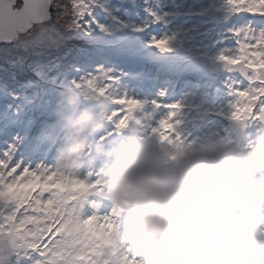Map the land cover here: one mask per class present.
Listing matches in <instances>:
<instances>
[{"label": "clouds", "instance_id": "9594fccd", "mask_svg": "<svg viewBox=\"0 0 264 264\" xmlns=\"http://www.w3.org/2000/svg\"><path fill=\"white\" fill-rule=\"evenodd\" d=\"M82 136L95 123L79 118ZM262 135L177 147L133 126L111 152L104 194L129 216L118 243L140 264H264ZM85 140L71 152L77 170Z\"/></svg>", "mask_w": 264, "mask_h": 264}, {"label": "snow or ice", "instance_id": "6c2138e0", "mask_svg": "<svg viewBox=\"0 0 264 264\" xmlns=\"http://www.w3.org/2000/svg\"><path fill=\"white\" fill-rule=\"evenodd\" d=\"M55 3L56 0H0V40L11 42L13 37L26 32L33 23L46 18L49 6ZM225 3L232 12L247 11L264 16V0H225ZM87 5L88 0H70L69 11L63 19L79 25V17L86 14ZM235 31L238 47L233 52H221L217 59L226 67L238 69L247 86L233 89L235 99L230 102L228 117L240 122L242 127L256 120L264 126V29L256 32L246 26ZM170 39L153 37L151 44L168 51ZM102 75L109 81L116 79L107 73ZM98 81V76H90L73 83L89 94L104 96L111 85ZM112 99L127 109L116 120V129L128 127L130 114L142 102L126 94ZM153 103L159 107L156 101ZM167 107L170 110L151 128L150 135L176 143L182 137L176 130L180 121L173 118L181 105ZM88 189L96 197H106L101 174L89 183L87 178L81 179L76 173L58 168L30 170L22 168L6 152L5 158L0 159V244L10 247L17 256L22 248L36 250L42 259L35 264H140L129 254L130 249L116 240L117 217L123 212L122 206L113 205L104 214L99 210V201L93 200L90 202L92 214L82 216Z\"/></svg>", "mask_w": 264, "mask_h": 264}, {"label": "rangeland", "instance_id": "374dc122", "mask_svg": "<svg viewBox=\"0 0 264 264\" xmlns=\"http://www.w3.org/2000/svg\"><path fill=\"white\" fill-rule=\"evenodd\" d=\"M194 2L197 6L200 5L201 7L194 8L192 6H186L184 0H174L171 3L169 10L163 12L161 17L158 16V18L155 19L154 24L147 25L146 30L147 28L157 30V26H160L161 36H159L158 38L165 36L171 38L169 42L170 50L161 51L159 48L153 46L150 43L152 52L157 56H161L162 59L168 61L169 65L175 69L181 71H183V69H186L199 74V78H196V84L194 85L196 89H199L200 87H197L198 84L201 86L203 83H207L208 86H211L215 83L216 80L213 81L212 78L209 77L210 74L213 78H216V76H218L216 63L214 61L219 62V60L217 59L219 53H213L215 49L210 51L209 42L212 40V34L221 29L222 25L219 23L220 11L229 9V6L225 3V0H195ZM57 5L61 6L63 10L56 6V18L54 19L52 16L50 19L43 21L45 23H48L47 26L42 28L38 23H34V27L32 28V30L29 29L30 31L27 34L26 32H22L24 36L26 34V37L23 36L19 43H0V45H10L11 47H13L12 52L14 53L11 55L9 60L6 59L5 54H0V72L5 71L7 72V75H9L10 72H14L15 74L18 73L19 75H23V73H26L27 76H30V74H32L31 81H33L34 83L40 82L43 77L44 67L39 65V63L42 61V58L44 59L52 54L49 51H45L42 58H40V55L36 54L42 52L40 48L42 46H45L47 48L52 45L51 39L54 33L64 34L65 36L69 37L68 40H70V38L77 40L80 39L83 18L87 17L88 21L96 20L99 17V11L102 6L101 0H88V5L86 6V14L79 17L80 24L74 26L71 21H66L63 19L65 14L69 11L70 0H57ZM107 6L109 9V3ZM195 11H198L200 15L194 13ZM241 12L246 15V21H242L240 23V26H250L252 28L254 24H251L250 21L248 22L247 19L249 17L258 16L257 20L259 21V23L255 24L258 25L257 32L261 29H264V16H261L259 14H252L247 11H240V13ZM72 15L73 18L76 19V15L74 12L72 13ZM143 15L146 16L147 11H144ZM128 25L132 28L129 23ZM140 31L144 33L145 30L140 29ZM21 36L22 35H20V37ZM237 37L238 36L236 35V37L232 39L233 42H236ZM58 45L62 47H68L73 46L74 43L66 45V43L64 42H58ZM94 66H96V63L92 62L91 68H93ZM89 69L90 68H87V70ZM213 69H215L216 71L211 73ZM201 75L206 76L204 78H200ZM235 81L236 80L233 78L232 82ZM5 82L6 81L3 75H0V87H4V89L1 90V93L8 94L11 92L12 94H16L15 85L8 89ZM20 82L21 79L18 80V87H21ZM237 87L246 86H244V83L238 82ZM207 92L208 90L205 93ZM231 95L234 96L233 92ZM159 101L161 102V100ZM46 103L49 107V105L51 106L52 101L47 100ZM177 103L181 105L179 96L175 97L170 103H168V105ZM194 103L200 106V98L197 99ZM4 104L5 110L11 112V109H9V104L6 103V100H4L0 105V110H3ZM204 105H206V103H204ZM216 105L217 104H211L209 106V115L206 121V124H208V126L212 128L214 135L210 138H207V136L210 135V131L207 130L206 127H203L200 132L204 133L205 137L200 143L218 139V134H221V125L227 121V119H224L225 115L219 114L220 118L214 122H211V116L217 114V111H214L212 109V107ZM177 112H182V105ZM30 114L31 113H29L28 111H24V109H21L16 116L12 115L10 117V121H8V123L5 122V119L2 121L3 124H0V130H2L3 128L5 129L7 125L12 126L15 130L12 131V136L1 139L0 152H10L12 160L14 162L20 163L22 168H28L30 170H38L42 168H58L62 171L76 173L77 176L81 179L87 178V182L89 183L97 178L98 172L95 169L88 168L85 171V167L81 168V166H79L75 171L68 170L71 166V154L68 151L67 145L63 146L61 153L60 150H50V152H48V155L50 154L49 157L44 158V156L46 155V147L44 145H40V143H42V141H44V138L48 136L46 131L49 129L33 126V122L30 119V125L33 129L28 130L30 126H28V129L22 128L25 126L23 117L27 119ZM165 115L166 114L161 111L159 112L157 109L156 114L152 120V127H154L157 124L158 120ZM181 117V114H177L173 119L181 120ZM29 121H25V123L29 124ZM46 123L47 121L45 122V124ZM238 125L239 127H241V130L237 132L235 136L234 131H231L229 133L233 144L238 143L242 138H255L262 135L259 130L260 128H258L261 126V123L258 120H256L257 127L254 126L251 122L247 125V127H242L240 122L237 121H235L234 126L228 127L235 128ZM54 127L55 126H53V124H50V128ZM253 133L254 136L252 135ZM195 135H197V133L193 134V136ZM202 136L195 137L197 140L196 143H199L198 140H200ZM186 139L187 138H185V141ZM13 140L21 141V146L24 151L15 152L14 150L18 148L17 144L19 142ZM52 141H54V139L51 138V142ZM57 143L59 144V141ZM169 143L173 142L169 141ZM0 159H2L1 156ZM93 200L97 199L93 198ZM99 205L100 212L104 214L109 213L113 207L112 202L103 204L99 201ZM82 216L89 215L87 212H84L82 213ZM128 222V213L123 209V212L117 217V228L115 235L117 233H123L128 226ZM19 251L20 255L17 256L16 252L10 247L0 244V264H35L36 261L42 259L39 253L34 249L22 248Z\"/></svg>", "mask_w": 264, "mask_h": 264}, {"label": "water", "instance_id": "95a60500", "mask_svg": "<svg viewBox=\"0 0 264 264\" xmlns=\"http://www.w3.org/2000/svg\"><path fill=\"white\" fill-rule=\"evenodd\" d=\"M48 12H49V15H48L46 18H44V19H42V20H40V21H38V22L45 21V20H47V19L50 18L51 14H52V6H51V5L49 6ZM223 16H224L225 18L227 17L228 19H234V18L236 17L233 13H229V15H228V13H225V14H223ZM229 17H230V18H229ZM35 23H37V22H35ZM33 24H34V23H33ZM17 37H18V36L13 37V38L11 39V42L16 41ZM0 43H6V42L0 40ZM233 69H234V71H235L238 75H241V73L238 71V69H236V68H233ZM241 76H242V75H241ZM242 77H243V76H242Z\"/></svg>", "mask_w": 264, "mask_h": 264}, {"label": "bare ground", "instance_id": "6f19581e", "mask_svg": "<svg viewBox=\"0 0 264 264\" xmlns=\"http://www.w3.org/2000/svg\"><path fill=\"white\" fill-rule=\"evenodd\" d=\"M12 49H13V47H11V46L2 45V46H0V54L1 55L5 54L6 59L9 60L11 55L14 54L12 52ZM19 76L21 77L22 75H19ZM8 78H9V76H8ZM92 161H93V159H90L88 162H92Z\"/></svg>", "mask_w": 264, "mask_h": 264}, {"label": "trees", "instance_id": "16d2710c", "mask_svg": "<svg viewBox=\"0 0 264 264\" xmlns=\"http://www.w3.org/2000/svg\"><path fill=\"white\" fill-rule=\"evenodd\" d=\"M224 49L228 50L229 48H227V47H225V48H220L221 52H225ZM233 51H234V49H229V52H233Z\"/></svg>", "mask_w": 264, "mask_h": 264}]
</instances>
